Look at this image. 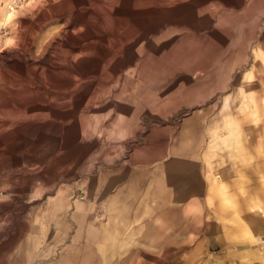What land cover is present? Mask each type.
Masks as SVG:
<instances>
[{
	"label": "rangeland",
	"instance_id": "obj_1",
	"mask_svg": "<svg viewBox=\"0 0 264 264\" xmlns=\"http://www.w3.org/2000/svg\"><path fill=\"white\" fill-rule=\"evenodd\" d=\"M0 235V264L264 244V0H0Z\"/></svg>",
	"mask_w": 264,
	"mask_h": 264
},
{
	"label": "bare ground",
	"instance_id": "obj_2",
	"mask_svg": "<svg viewBox=\"0 0 264 264\" xmlns=\"http://www.w3.org/2000/svg\"><path fill=\"white\" fill-rule=\"evenodd\" d=\"M115 5V4H114ZM114 8H116L115 6H114ZM114 8H112V10L114 11L115 9ZM68 26H74V22L73 21H69V23H68ZM83 39V38H82ZM82 39L81 38H78L77 40H76V42L75 43H73V44H71V46H70V49H69V53L67 52V54H65V53H63V55H62V57H63V60H68V62H70V63H74V62H76V63H78L79 65H80V69L79 70H77V72L82 76V80L83 81H85V82H95L96 81V79H97V77L99 76L98 74L96 75V76H94V77H92V78H87V77H85V76H83L82 75V72H83V68L85 67V64H88L89 62L87 61V59L89 58V57H96V58H98L97 57V55H95L94 53H92L90 50H84L83 49V46H82V43L80 42V41H82ZM131 46H133V44H130V46L129 47H131ZM38 48L39 47H37V52H38ZM43 48V47H42ZM46 48V47H45ZM78 49L79 51H77L75 54H73V52H74V50L75 49ZM42 50V49H41ZM49 50V49H48ZM50 52V51H49ZM36 54H39V53H36ZM56 54V53H55ZM94 54V55H93ZM57 55V54H56ZM60 55V54H59ZM99 56V55H98ZM100 57V56H99ZM49 59H50V57H48ZM47 58V59H48ZM58 58V57H57ZM63 62V61H62ZM81 63V64H80ZM46 64V63H45ZM106 65V64H105ZM109 65V64H108ZM124 65H125V61H122L121 62V64H119V67L118 68H121V67H124ZM39 69H41V71L38 73V78H37V80H39V79H42L43 77V75L44 76H46V77H48L49 79H52V78H54V77H57V76H60V77H67V74L68 73H66V71L65 72H63L62 74H58V73H56V72H53L52 71V69H50V66L49 65H45V67L43 68V67H41V66H39ZM103 69H104V67H103ZM63 70V69H62ZM102 70V69H101ZM51 71V72H50ZM76 71V70H75ZM60 72V71H59ZM119 75V74H118ZM118 77V76H117ZM124 79V78H123ZM117 80V79H116ZM130 81V80H129ZM124 83V82H123ZM75 85V84H74ZM97 85V84H96ZM97 88H98V90H99V87L97 86ZM115 87H113L112 89H114ZM90 100V99H89ZM93 100V99H92ZM3 236L4 235H0V239H3Z\"/></svg>",
	"mask_w": 264,
	"mask_h": 264
},
{
	"label": "crops",
	"instance_id": "obj_3",
	"mask_svg": "<svg viewBox=\"0 0 264 264\" xmlns=\"http://www.w3.org/2000/svg\"><path fill=\"white\" fill-rule=\"evenodd\" d=\"M237 264H264V244L236 251ZM258 260V261H257Z\"/></svg>",
	"mask_w": 264,
	"mask_h": 264
},
{
	"label": "built area",
	"instance_id": "obj_4",
	"mask_svg": "<svg viewBox=\"0 0 264 264\" xmlns=\"http://www.w3.org/2000/svg\"><path fill=\"white\" fill-rule=\"evenodd\" d=\"M260 242L261 243H264V237L260 239Z\"/></svg>",
	"mask_w": 264,
	"mask_h": 264
}]
</instances>
